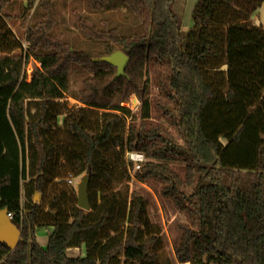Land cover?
Returning <instances> with one entry per match:
<instances>
[{"label": "trees", "instance_id": "trees-1", "mask_svg": "<svg viewBox=\"0 0 264 264\" xmlns=\"http://www.w3.org/2000/svg\"><path fill=\"white\" fill-rule=\"evenodd\" d=\"M117 1L136 19L131 34L78 16L83 38L105 44L94 57L54 34L55 0H28L26 13L36 8L40 20L22 23L24 50L3 16L10 0H0V210L22 231L14 251L0 244V264H159L162 229L132 179L157 182L184 213L178 264H264V28L230 24L237 12L229 4L240 0H197L187 33L174 0H87V7L98 13ZM254 1L246 0L255 12L264 0ZM116 47L129 57L119 78L115 67L92 61ZM31 59L39 65L27 80ZM74 66L88 76L78 105L68 107ZM150 66L160 92L154 103ZM131 96L140 102L137 125L121 105ZM152 105L183 143L147 123ZM129 151L146 159L134 172ZM169 163H184V177ZM89 168L87 211L67 180ZM40 228L51 229L46 248ZM81 248L83 256H69Z\"/></svg>", "mask_w": 264, "mask_h": 264}, {"label": "rangeland", "instance_id": "rangeland-1", "mask_svg": "<svg viewBox=\"0 0 264 264\" xmlns=\"http://www.w3.org/2000/svg\"><path fill=\"white\" fill-rule=\"evenodd\" d=\"M38 0H36L37 3ZM256 1V0H255ZM254 1V2H255ZM259 1V0H258ZM28 0H10L9 4L5 8L4 17L8 28L14 33V35L21 42L24 50L27 48L25 42V29L22 23L24 20L31 22L40 20V11L36 8L31 9L26 13V6ZM197 0H174L173 10L180 18L181 29L184 33H187L192 29V12L196 5ZM252 3V2H251ZM264 1L260 3L259 8L254 12L251 10V5H248L246 0H240L233 2L230 5L233 11L237 12V18H235V25H256L264 28V7H262ZM253 4V3H252ZM215 6V5H214ZM54 8L56 11V26L54 28V34L61 35L70 46L77 51L87 52L90 55L97 57L103 51L105 47L104 43L93 42L83 38L79 28L77 19L78 16L90 17L98 26L101 25L102 21H107L110 26H119L122 30L131 34L132 29L136 25V19L134 16L122 5L120 1L112 4L108 9H105L98 13H92L87 7V0H55ZM227 25L221 26L226 28ZM118 50V47L115 48ZM28 66H38L34 60L28 61ZM88 74L78 66H74L69 74V91L66 94L64 100L68 107H74L78 105V102L74 99V96L82 88L83 81L87 78ZM149 86H150V101H154L160 98L159 88L157 86L156 72L153 66L149 68ZM134 96H131L133 100ZM130 100L124 101L121 105L130 104ZM120 99H116V103H120ZM129 102V103H128ZM101 112L96 113L93 117V122L100 118ZM132 115L136 117L134 124H138L140 117V106L135 110ZM64 116L59 118V125H63ZM130 119L125 120V124L122 127L120 133L126 138L128 125ZM148 124L160 125L172 133L174 138L179 142L183 143L180 135L175 128L170 127L164 119L158 117L157 112L154 110L152 105L151 118L147 121ZM226 144V141L223 140ZM169 167L172 171L177 173L180 177L185 175V164L184 163H169ZM84 175L77 178V181H73L72 186L76 187L81 181ZM130 189L145 190L147 198L149 200L148 214L153 224L160 225L162 229L163 247L160 253L159 264H178L175 260L174 246L176 245L178 238L177 226L181 223H186V217L184 213L179 211L172 201L165 198L160 193L161 185L153 180L139 183L132 179L129 182ZM49 228H40L37 232L39 238V244L46 248L48 243ZM71 255V252H69Z\"/></svg>", "mask_w": 264, "mask_h": 264}, {"label": "water", "instance_id": "water-1", "mask_svg": "<svg viewBox=\"0 0 264 264\" xmlns=\"http://www.w3.org/2000/svg\"><path fill=\"white\" fill-rule=\"evenodd\" d=\"M94 63H107L116 68L115 78L125 76V69L129 62V57L121 50H116L110 55H105L99 58H93ZM90 168L81 178L77 185V206L84 210L90 209L88 188L90 182ZM40 196L35 194L34 202H39ZM21 229L13 224L8 216L6 209L0 210V244H4L14 251L21 240Z\"/></svg>", "mask_w": 264, "mask_h": 264}, {"label": "built area", "instance_id": "built-area-1", "mask_svg": "<svg viewBox=\"0 0 264 264\" xmlns=\"http://www.w3.org/2000/svg\"><path fill=\"white\" fill-rule=\"evenodd\" d=\"M25 71H26V76H27L26 78L27 80H29L33 72V67L31 65L29 66L26 65ZM130 101H131L130 104H127L125 106L130 109L131 113H133L140 106V102L135 96L133 97V100H130ZM125 157H126V160L133 165V172L140 169L142 163L146 161L144 154L140 152H136V151L127 152ZM67 184L69 185L73 184V179L71 177L68 178ZM8 216L10 219L12 218L11 214H8Z\"/></svg>", "mask_w": 264, "mask_h": 264}, {"label": "crops", "instance_id": "crops-1", "mask_svg": "<svg viewBox=\"0 0 264 264\" xmlns=\"http://www.w3.org/2000/svg\"><path fill=\"white\" fill-rule=\"evenodd\" d=\"M262 7H264V3H263V5H262ZM73 181H77V178H75V179H73ZM39 230V229H38ZM49 230H51V229H49ZM38 232V231H37ZM49 233H50V231H49ZM49 233H48V235H49ZM37 239L39 240V238L37 237ZM39 242V241H38ZM69 252H71V255H69V256H83L84 255V249L83 248H81V249H70L69 251H68V254H69Z\"/></svg>", "mask_w": 264, "mask_h": 264}]
</instances>
